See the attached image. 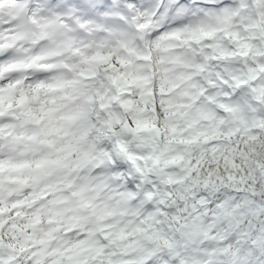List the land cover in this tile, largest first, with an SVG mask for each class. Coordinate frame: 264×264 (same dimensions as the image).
Returning <instances> with one entry per match:
<instances>
[{
	"label": "snow or ice",
	"instance_id": "6c2138e0",
	"mask_svg": "<svg viewBox=\"0 0 264 264\" xmlns=\"http://www.w3.org/2000/svg\"><path fill=\"white\" fill-rule=\"evenodd\" d=\"M0 264H264V0H0Z\"/></svg>",
	"mask_w": 264,
	"mask_h": 264
}]
</instances>
